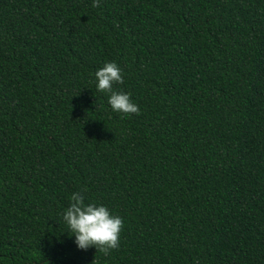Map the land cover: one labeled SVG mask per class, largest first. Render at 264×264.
I'll list each match as a JSON object with an SVG mask.
<instances>
[{"label":"trees","instance_id":"1","mask_svg":"<svg viewBox=\"0 0 264 264\" xmlns=\"http://www.w3.org/2000/svg\"><path fill=\"white\" fill-rule=\"evenodd\" d=\"M92 3L0 0V264H264V0ZM77 191L123 219L107 256Z\"/></svg>","mask_w":264,"mask_h":264},{"label":"clouds","instance_id":"2","mask_svg":"<svg viewBox=\"0 0 264 264\" xmlns=\"http://www.w3.org/2000/svg\"><path fill=\"white\" fill-rule=\"evenodd\" d=\"M100 0H93L92 7H99ZM96 89L108 95V104L114 112L139 114V106L132 102L130 94L114 90V84H123L121 69L116 62H106L95 72ZM86 191V189H85ZM69 236L75 237L78 249L94 247L96 253L109 255L120 246L123 219L113 215L104 205L86 204L81 192H73L70 204L62 213Z\"/></svg>","mask_w":264,"mask_h":264}]
</instances>
